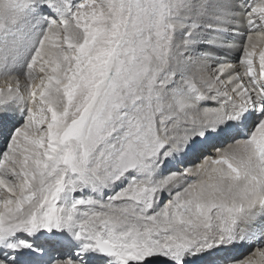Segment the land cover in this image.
<instances>
[{"label": "snow or ice", "instance_id": "6c2138e0", "mask_svg": "<svg viewBox=\"0 0 264 264\" xmlns=\"http://www.w3.org/2000/svg\"><path fill=\"white\" fill-rule=\"evenodd\" d=\"M0 78V264H264V0H0Z\"/></svg>", "mask_w": 264, "mask_h": 264}, {"label": "bare ground", "instance_id": "6f19581e", "mask_svg": "<svg viewBox=\"0 0 264 264\" xmlns=\"http://www.w3.org/2000/svg\"><path fill=\"white\" fill-rule=\"evenodd\" d=\"M237 56H238V53L234 51V52L230 55L229 59L235 60V59L237 58ZM5 86H6V85L4 84V80H3V78H0V87H5ZM239 252H240V254H239L238 256H244V255L247 254V250H245V249H240V250H238L235 254L237 255Z\"/></svg>", "mask_w": 264, "mask_h": 264}]
</instances>
